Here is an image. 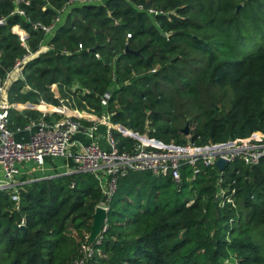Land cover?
<instances>
[{
    "label": "trees",
    "instance_id": "trees-1",
    "mask_svg": "<svg viewBox=\"0 0 264 264\" xmlns=\"http://www.w3.org/2000/svg\"><path fill=\"white\" fill-rule=\"evenodd\" d=\"M29 1L19 5L21 16L11 13L13 0H0V17H7L0 25V77L41 43L54 48L23 64V78L8 88L9 103L43 100L101 115L100 99L108 92L111 124L167 144L264 132V0H99L64 12L66 0ZM139 4L162 13L150 15ZM57 16L49 40L33 29ZM8 114L11 128L41 115L28 110L24 117L13 108ZM113 136L120 150L133 148L131 138ZM188 176L182 172L179 183L148 172L119 179L108 228L84 264H222L230 258L264 264V161ZM102 200L90 174L27 183L17 209L1 191L0 264H73Z\"/></svg>",
    "mask_w": 264,
    "mask_h": 264
},
{
    "label": "built area",
    "instance_id": "built-area-1",
    "mask_svg": "<svg viewBox=\"0 0 264 264\" xmlns=\"http://www.w3.org/2000/svg\"><path fill=\"white\" fill-rule=\"evenodd\" d=\"M97 1L99 0H66L62 10L64 12L71 6ZM29 2V0H13L14 9L11 13L23 16L24 11L19 5L29 4ZM136 8L145 10L150 15L162 13L154 8L145 9L141 4ZM6 18L0 17V25L5 23ZM59 22L60 17L57 16L50 25L40 22L32 25L33 29L41 28L46 34L45 39L49 40ZM20 43L24 47L27 46L23 38L20 39ZM53 48V44L47 41L41 43L34 53L28 50L20 58H16L6 75L12 70L22 73V66L27 60ZM5 76L0 77V94L6 89ZM109 97L108 92L101 97L102 106H106ZM37 104L41 114L38 118L28 120L23 127L11 128L9 106L0 103V169L4 177L3 182L0 183V192L9 193V199L15 204L16 209L19 202V190L27 183L38 181L33 178L29 182L15 184L14 179L19 174L20 165L34 163L36 167H42L46 158L70 160L74 166L69 174L92 175L103 198L96 208H102L106 213L109 211L111 198L116 192L118 180L130 172H148L157 177H168L175 183H179L182 180V172L189 173L185 180L190 181L203 168L213 166L218 170L215 163L219 159L225 162L223 169L235 163L251 168L264 161V132H252L244 138L216 143L195 144L187 139L185 144L173 142L167 144L147 134H139L121 125H113L109 116L95 115L84 109H71L66 105L46 104L43 100ZM54 113L57 117L52 116ZM47 116L50 117L49 120ZM83 120L87 122V126L82 125ZM100 128H103L102 138L105 147L97 143ZM21 130L31 132L28 141L16 140L15 134ZM80 130L89 141L88 144L73 140ZM113 132L131 138L135 142L133 148L120 150ZM222 170L218 171L222 172ZM107 228L106 218L101 233H104ZM81 250L82 257L73 264H84L90 257L91 249H88L87 245L82 246Z\"/></svg>",
    "mask_w": 264,
    "mask_h": 264
},
{
    "label": "crops",
    "instance_id": "crops-1",
    "mask_svg": "<svg viewBox=\"0 0 264 264\" xmlns=\"http://www.w3.org/2000/svg\"><path fill=\"white\" fill-rule=\"evenodd\" d=\"M22 78H23L22 73L16 70L10 71L8 75L5 76L6 89L4 93L0 94V103L8 105L9 109L13 108L17 112H19L21 115H24V117H25V111H28V110H35L40 113V110H39L40 108L37 103H31L29 101H26L23 103L21 102L9 103L8 102V96H7L8 88L10 87L12 82L18 79H22ZM51 89L54 92H56V84H52ZM82 125L87 126L88 124L86 121L83 120ZM102 131H103V128H100L98 131V136L102 135ZM30 133L31 132L29 131L21 130L20 132L15 134V138L18 141L26 142L29 139ZM73 140L79 141L80 143H83V144H88L89 142L87 138L85 137V135L83 134L82 130L79 131V133L73 138ZM97 143L101 147H105V143L101 140L100 137L97 138ZM73 166L74 165L70 160L52 159V158H46L44 160V164L42 167H36L34 163L22 164L20 165L19 174L14 179V183L21 184L22 182H29L30 179H33V178L42 180V179L54 178V177L61 176V175H68L70 171H72ZM3 179L4 177L0 169V183L3 182Z\"/></svg>",
    "mask_w": 264,
    "mask_h": 264
},
{
    "label": "water",
    "instance_id": "water-1",
    "mask_svg": "<svg viewBox=\"0 0 264 264\" xmlns=\"http://www.w3.org/2000/svg\"><path fill=\"white\" fill-rule=\"evenodd\" d=\"M162 36H165L164 32H161ZM92 51H95V47L91 49ZM134 53H138V51H135ZM184 136H188V127L186 126L183 129ZM225 165V162L223 160H217L215 163V166L218 168V170H222ZM107 218V213L102 208H95L93 217H92V223H91V230L88 236V243L87 247L88 249L91 248V246L97 241V239L101 236V228L103 226V223L105 219Z\"/></svg>",
    "mask_w": 264,
    "mask_h": 264
},
{
    "label": "rangeland",
    "instance_id": "rangeland-1",
    "mask_svg": "<svg viewBox=\"0 0 264 264\" xmlns=\"http://www.w3.org/2000/svg\"><path fill=\"white\" fill-rule=\"evenodd\" d=\"M47 5H48V3H46ZM79 86V84L76 82V87H78ZM75 88V87H74ZM101 104V103H100ZM103 108H102V113H101V115H103V116H109L110 117V113L109 112H107L106 111V108H105V106H102ZM101 138V140L104 142V139L102 138L103 136L102 135H97V138ZM105 143V142H104ZM184 198L185 199H189L190 197H191V194H190V192H189V189H185L184 190ZM222 264H237L236 263V261H235V259H228V260H224L223 261V263Z\"/></svg>",
    "mask_w": 264,
    "mask_h": 264
}]
</instances>
